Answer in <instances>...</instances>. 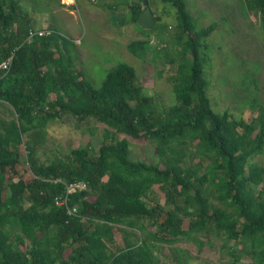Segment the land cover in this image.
<instances>
[{
    "label": "trees",
    "instance_id": "1",
    "mask_svg": "<svg viewBox=\"0 0 264 264\" xmlns=\"http://www.w3.org/2000/svg\"><path fill=\"white\" fill-rule=\"evenodd\" d=\"M159 1L175 10L172 46L179 62L169 59L176 65L168 78L175 104L161 110L127 64L95 87L75 65L74 40L53 26L46 28L51 34L26 43L37 21L15 0H0V62L14 53L9 72L0 77V105L13 113L0 121V264H157V245L171 250L187 240L201 250L210 244L201 238L211 235L222 238L224 247L246 242L248 264H264V167L252 162L264 152V108L259 105L251 119L212 110L206 41L217 23L197 30L185 0ZM241 1L259 16L264 31V0ZM142 5V0L129 5L128 23L135 26ZM159 21L155 17L151 33ZM127 50L137 59L148 53L168 56L148 41H132ZM65 115L108 130L98 145L41 162L23 136L32 138ZM125 137L155 143L158 164L131 161ZM193 148L200 162L187 165ZM24 151L29 178L6 177ZM57 179L85 181L88 189L57 206L54 197L64 195L63 185L52 182ZM154 189L164 195V205L147 202ZM67 207H76L77 214L67 215ZM227 249L236 264L240 257ZM172 250L175 264H188L184 251Z\"/></svg>",
    "mask_w": 264,
    "mask_h": 264
},
{
    "label": "rangeland",
    "instance_id": "2",
    "mask_svg": "<svg viewBox=\"0 0 264 264\" xmlns=\"http://www.w3.org/2000/svg\"><path fill=\"white\" fill-rule=\"evenodd\" d=\"M15 1L24 14L35 21H41L45 26L51 24L62 36L74 40L75 46L71 48L77 55L75 65L83 70L95 87L101 85L111 70L127 64L135 69L136 84L142 87L146 96L154 99L158 110L175 104L168 80L176 71V65H171L169 59L178 60L172 46L173 38L177 35L175 10L172 7L159 0L148 1L154 16L160 19V27L157 26L151 33L150 29L140 31L127 22L129 5L138 4L140 0H75V4L73 0L72 3H65L63 0ZM185 1L197 30L217 23V29L206 41L210 48L205 72L212 110L216 113L227 111L237 119L256 117L258 106L264 108V31L259 16L247 12L241 0ZM111 3L115 5L113 8L106 7ZM45 26L35 29L45 30ZM135 40L148 41L149 47L156 52L165 49L168 56L164 53H148L142 59H137L127 50V45ZM12 116L11 109L1 104L0 121H8ZM106 130L108 129L104 125L91 119L77 122L65 115L49 123L45 129L36 131L32 138L23 136V141L26 145H32L36 158L46 163L51 162L55 156L61 158L71 150L84 148L91 142L92 145H98ZM115 138L121 139L123 136L116 135ZM126 139L129 142L131 161L158 164L155 143ZM199 162L197 149L193 148L186 163L196 165ZM252 162L264 167V152ZM29 175L31 172L27 165V153L24 151L14 172L8 173L6 177L27 179ZM252 189L257 191L259 187ZM210 199L213 201L212 197ZM147 202L150 205H164V195L154 189V194L149 195ZM177 202L181 205L182 200L178 199ZM201 239L203 242H210L205 243L201 250L196 243L187 240L174 243L172 249L184 251L188 264H231L234 259L227 248H232L234 255L240 257L236 264L251 262L244 255L248 250L246 242L234 244L231 241L224 247L223 239L214 235ZM115 240L118 241L119 236ZM172 249L164 244L157 245L153 249L154 261L157 264H175L170 256ZM177 256L181 257L179 253Z\"/></svg>",
    "mask_w": 264,
    "mask_h": 264
},
{
    "label": "built area",
    "instance_id": "3",
    "mask_svg": "<svg viewBox=\"0 0 264 264\" xmlns=\"http://www.w3.org/2000/svg\"><path fill=\"white\" fill-rule=\"evenodd\" d=\"M49 34H51V31L47 29L45 30L30 29L27 33L25 42L30 43L35 37H42ZM13 58H14V53H11V55L7 59L0 62V77L4 76L6 73L9 72ZM52 182L60 183L64 187V195L63 196L59 195L54 197L53 201L57 206H66L72 195H74L75 193L86 191L88 189V184L85 181H80V180L67 183V182H63L61 179H57V180H53ZM66 213L69 216L76 215L77 208L67 207Z\"/></svg>",
    "mask_w": 264,
    "mask_h": 264
},
{
    "label": "water",
    "instance_id": "4",
    "mask_svg": "<svg viewBox=\"0 0 264 264\" xmlns=\"http://www.w3.org/2000/svg\"><path fill=\"white\" fill-rule=\"evenodd\" d=\"M144 8L142 9L141 13L139 14L138 19L135 22V26L139 29H151L155 26V16L148 5L147 0H142Z\"/></svg>",
    "mask_w": 264,
    "mask_h": 264
},
{
    "label": "crops",
    "instance_id": "5",
    "mask_svg": "<svg viewBox=\"0 0 264 264\" xmlns=\"http://www.w3.org/2000/svg\"><path fill=\"white\" fill-rule=\"evenodd\" d=\"M74 1V4H75V0H73ZM42 22L41 21H37V24H36V27L38 28V29H40V28H43L45 25L44 24H41ZM47 27L48 26H52L51 24L50 25H46ZM45 26V27H46ZM36 28V29H37Z\"/></svg>",
    "mask_w": 264,
    "mask_h": 264
},
{
    "label": "bare ground",
    "instance_id": "6",
    "mask_svg": "<svg viewBox=\"0 0 264 264\" xmlns=\"http://www.w3.org/2000/svg\"><path fill=\"white\" fill-rule=\"evenodd\" d=\"M65 3H72L71 0H63Z\"/></svg>",
    "mask_w": 264,
    "mask_h": 264
}]
</instances>
